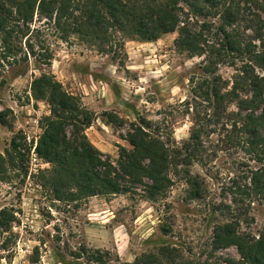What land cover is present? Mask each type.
I'll return each instance as SVG.
<instances>
[{"label": "rangeland", "instance_id": "1", "mask_svg": "<svg viewBox=\"0 0 264 264\" xmlns=\"http://www.w3.org/2000/svg\"><path fill=\"white\" fill-rule=\"evenodd\" d=\"M261 33L264 36V28ZM178 36L128 42L124 50L52 40L44 44L53 53L50 66L43 58L27 55L25 48L8 56L0 46V114L7 110L12 124L0 128V154L11 150L16 136L26 138L31 149L28 176L0 179V213L6 211L0 217V264H101L97 259L134 264L143 255H157L160 264H223L240 256L235 247L214 250L216 227L237 222L240 233L264 234V200L252 193L245 197L243 188L250 171L260 165L247 161L241 146L228 145L227 140L213 146L206 166L195 163L172 176L167 197L158 203L148 201L141 188L127 195L63 203L41 186L40 172L49 165L35 148L42 134L40 121L50 115V107L33 98L34 78L54 75L95 115L86 135L113 161L120 149H131L128 133L142 120L160 131L172 130L182 144L190 137L191 121L176 107L190 96V80L203 58L180 52ZM256 44L264 47V38ZM220 74L231 80L235 70L223 66ZM108 113L123 122L111 123ZM189 180L201 184L200 199L191 198ZM8 215L14 218L7 226ZM163 248L177 251L165 259L160 256Z\"/></svg>", "mask_w": 264, "mask_h": 264}, {"label": "trees", "instance_id": "2", "mask_svg": "<svg viewBox=\"0 0 264 264\" xmlns=\"http://www.w3.org/2000/svg\"><path fill=\"white\" fill-rule=\"evenodd\" d=\"M263 28L264 0H0V46L8 56L26 51L50 66L53 53L44 44L52 40L124 50L128 42L153 43L178 33V50L203 58L190 80V96L176 107L191 121L189 139L178 144L172 130L160 131L142 120L128 133L131 149H120L116 161L86 135L95 115L54 75L35 77L33 98L50 107V115L40 121L42 134L35 148L49 165L40 172L42 188L63 203L127 195L141 188L148 201L158 203L167 197L172 176L195 163L206 166L213 146L227 140L228 145L241 146L247 161L260 165L250 171L243 188L245 197L253 194L264 200V47L256 44L263 43ZM223 66L235 70L231 80L221 76ZM7 113L0 114V128L12 127ZM107 117L111 123L123 122L115 114ZM30 152L26 138L16 136L11 150L0 154V179L28 176ZM189 184L191 198L200 199L201 184ZM8 216L7 226L14 218ZM213 246L237 249L240 259H224L223 264H264V234L240 233L237 222L216 227ZM176 251L163 248L160 256L167 259ZM157 258L143 255L134 264H160Z\"/></svg>", "mask_w": 264, "mask_h": 264}]
</instances>
